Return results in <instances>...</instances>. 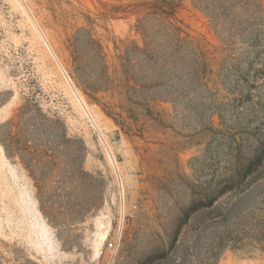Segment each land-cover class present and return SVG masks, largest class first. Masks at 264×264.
Segmentation results:
<instances>
[{
  "label": "rangeland",
  "instance_id": "obj_1",
  "mask_svg": "<svg viewBox=\"0 0 264 264\" xmlns=\"http://www.w3.org/2000/svg\"><path fill=\"white\" fill-rule=\"evenodd\" d=\"M27 102L56 165L0 142V264L122 220V264H264V0H0V132Z\"/></svg>",
  "mask_w": 264,
  "mask_h": 264
},
{
  "label": "trees",
  "instance_id": "obj_2",
  "mask_svg": "<svg viewBox=\"0 0 264 264\" xmlns=\"http://www.w3.org/2000/svg\"><path fill=\"white\" fill-rule=\"evenodd\" d=\"M56 122L37 105H32L31 102L22 105L16 116L8 120L0 132V142L7 157H18L31 169L38 167L43 161L45 164L56 165L54 157L47 154L42 144L34 148V143L27 138L31 133L44 135L50 131H58Z\"/></svg>",
  "mask_w": 264,
  "mask_h": 264
},
{
  "label": "built area",
  "instance_id": "obj_3",
  "mask_svg": "<svg viewBox=\"0 0 264 264\" xmlns=\"http://www.w3.org/2000/svg\"><path fill=\"white\" fill-rule=\"evenodd\" d=\"M123 220L118 223L117 231L107 235L105 242L106 264H122L124 255L122 252Z\"/></svg>",
  "mask_w": 264,
  "mask_h": 264
},
{
  "label": "bare ground",
  "instance_id": "obj_4",
  "mask_svg": "<svg viewBox=\"0 0 264 264\" xmlns=\"http://www.w3.org/2000/svg\"><path fill=\"white\" fill-rule=\"evenodd\" d=\"M105 236V235H104ZM105 238V237H104Z\"/></svg>",
  "mask_w": 264,
  "mask_h": 264
}]
</instances>
